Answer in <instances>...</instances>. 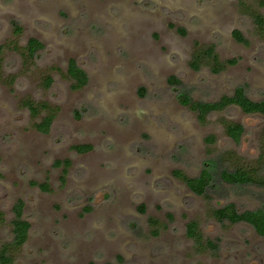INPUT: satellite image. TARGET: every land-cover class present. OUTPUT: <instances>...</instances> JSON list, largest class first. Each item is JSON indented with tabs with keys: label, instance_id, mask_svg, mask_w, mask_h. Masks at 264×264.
<instances>
[{
	"label": "rangeland",
	"instance_id": "obj_1",
	"mask_svg": "<svg viewBox=\"0 0 264 264\" xmlns=\"http://www.w3.org/2000/svg\"><path fill=\"white\" fill-rule=\"evenodd\" d=\"M252 4L0 0V246L11 238L19 199L31 224L14 264H264V238L247 224H221L209 214L230 202L240 211L264 208L263 189L223 185L207 200L173 175L197 177L227 151L246 162L259 154L264 116L232 106L201 124L177 99L186 92L215 102L242 86L252 100H264V41L244 9ZM235 30L248 46L235 40ZM30 38L44 45L35 62L23 54ZM201 45H214L222 60L237 64L220 74L193 71L191 57ZM71 59L88 76L83 88H72ZM171 77L181 86H171ZM25 100L55 109L48 134L33 127ZM223 119L244 126L240 144L226 137ZM84 145L91 149L75 150ZM65 160L66 173L55 165ZM32 183H47L49 191ZM151 219L159 222L157 236ZM191 220L218 244L217 253L195 252L186 236Z\"/></svg>",
	"mask_w": 264,
	"mask_h": 264
},
{
	"label": "trees",
	"instance_id": "obj_2",
	"mask_svg": "<svg viewBox=\"0 0 264 264\" xmlns=\"http://www.w3.org/2000/svg\"><path fill=\"white\" fill-rule=\"evenodd\" d=\"M244 9L247 16L251 18L257 35L264 41V0H253L252 6H245ZM14 28V33L20 35L22 28L17 24L14 25ZM181 31L184 33L183 30ZM233 37L241 44H249L248 40L238 30L233 32ZM43 48L42 42L36 38H30L24 47L23 54L35 62L37 55ZM2 61L3 47H0V64ZM236 64L237 61L234 59L222 61L214 45L197 46L190 61V67L193 71L197 72L207 68L213 74H220L228 67ZM67 72L73 81V89L83 88L87 84L88 76L75 60H69ZM44 83L46 87H50L53 84V78L47 76L44 79ZM169 84L173 87H180L182 83L176 77H171ZM177 99L182 106L196 114L201 124H206L211 114L222 112L232 106L239 108L245 115L259 114L264 116V100H252L242 86L236 88L232 95H224L215 102L196 101L186 92L179 93ZM23 107L28 110L34 120L33 127L38 132L48 134L51 131L55 120V109L48 106L47 103H38L33 100L23 101ZM221 122L226 137L233 143L240 144L245 135L244 126L225 119ZM207 141L210 144H214L216 138L211 135L207 138ZM90 149L91 146L89 145L75 147L78 152H87ZM243 160L245 159L231 151H227L214 155L197 177H190L180 170L174 171L173 175L195 195L207 200H213L214 195L220 194L223 185L229 187H254L264 190V129L259 142V154L252 162ZM55 165L65 166L64 173H66V168L70 166V161H57ZM32 185L38 186L41 190L49 191L47 183H32ZM24 207L25 203L21 199L13 205V217L10 221L11 238L0 246V264H14L18 252L28 241L31 224L25 218ZM142 210L144 211V207H142ZM209 214L212 219L221 224H247L257 235L264 238V208L240 211L236 204L230 202L222 206L211 207ZM0 221L5 224L2 213H0ZM150 224L155 228L153 235L157 236L159 234V222L151 219ZM186 236L192 241L194 250L198 254L217 253L219 250L217 243L205 237L200 229L199 222L196 220H191L187 223Z\"/></svg>",
	"mask_w": 264,
	"mask_h": 264
},
{
	"label": "flooded vegetation",
	"instance_id": "obj_3",
	"mask_svg": "<svg viewBox=\"0 0 264 264\" xmlns=\"http://www.w3.org/2000/svg\"><path fill=\"white\" fill-rule=\"evenodd\" d=\"M244 45V44H243ZM248 46V45H247ZM221 59V58H220ZM222 60V59H221ZM230 60V59H229ZM222 61H224V60H222ZM226 61V60H225ZM235 66V65H234ZM230 67H232V66H230ZM229 68V67H228ZM251 115H259V114H251ZM263 116V115H262Z\"/></svg>",
	"mask_w": 264,
	"mask_h": 264
}]
</instances>
